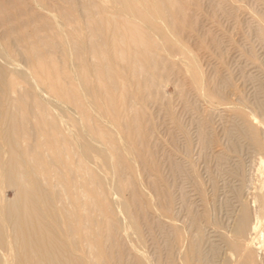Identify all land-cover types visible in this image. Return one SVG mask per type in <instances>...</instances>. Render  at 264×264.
<instances>
[{"label": "bare ground", "instance_id": "obj_1", "mask_svg": "<svg viewBox=\"0 0 264 264\" xmlns=\"http://www.w3.org/2000/svg\"><path fill=\"white\" fill-rule=\"evenodd\" d=\"M62 1L70 6L63 17L74 24L63 43L76 53L74 69L57 70L50 37L36 34L22 50L26 68L44 74L48 97L32 84L22 88L0 57V264H264V125L252 115L238 111L227 135L229 160L243 169L218 182L220 204L210 215L202 196L194 214L184 200L164 197L162 221L149 222L137 186L130 201L115 202L130 184L108 128L122 134L128 150H144L143 93L163 83L153 37L162 30L154 22L181 15L178 2L113 0L114 17L96 0H81L79 25L74 3ZM50 97L59 104L50 106ZM175 203L182 205L177 212ZM138 219L150 236L158 228L166 249L152 243L155 236L149 245L131 238L127 229L137 232Z\"/></svg>", "mask_w": 264, "mask_h": 264}, {"label": "rangeland", "instance_id": "obj_2", "mask_svg": "<svg viewBox=\"0 0 264 264\" xmlns=\"http://www.w3.org/2000/svg\"><path fill=\"white\" fill-rule=\"evenodd\" d=\"M70 1L76 7L77 24L82 25L83 13L77 8L81 0ZM175 1L183 13L154 22L162 30L153 37L160 48L157 55L162 60L163 83L161 91L148 88L143 93L144 150L138 153L136 146L128 150L122 134L110 125L108 128L122 151L119 165L130 184L115 202L130 201L132 186H137L146 220L152 223L163 219L164 197L184 200L194 214L202 196L210 215V209L220 204L215 197L218 182L227 173L243 169V162L229 160L233 154L227 139L240 120L238 111L264 125V112L256 109L264 107V0ZM96 2L114 17L120 15L113 0ZM69 11L70 6L62 0H0V57L22 88L32 84L49 96L41 83L44 74L28 70L22 56L24 46L36 34L53 39L58 48L52 54L57 70L70 73L74 69L76 53L63 45L65 31L74 26L63 17ZM47 101L50 106L60 102L54 97ZM66 107L72 118L75 112ZM51 114L61 118L60 111ZM235 142L242 144L243 140ZM1 192L8 199L13 196L11 189L2 188ZM181 207L175 203L174 211ZM129 210L135 214V207ZM144 224L137 220V232L129 225L131 238H142L149 245L155 236L152 243L166 249L158 228L150 236Z\"/></svg>", "mask_w": 264, "mask_h": 264}]
</instances>
